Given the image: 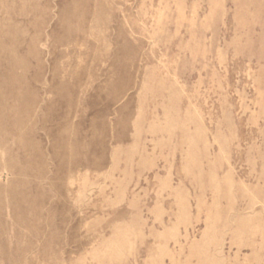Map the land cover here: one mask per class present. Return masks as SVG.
I'll use <instances>...</instances> for the list:
<instances>
[{
	"label": "rangeland",
	"instance_id": "rangeland-1",
	"mask_svg": "<svg viewBox=\"0 0 264 264\" xmlns=\"http://www.w3.org/2000/svg\"><path fill=\"white\" fill-rule=\"evenodd\" d=\"M0 264H264V0H0Z\"/></svg>",
	"mask_w": 264,
	"mask_h": 264
}]
</instances>
